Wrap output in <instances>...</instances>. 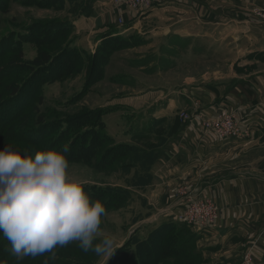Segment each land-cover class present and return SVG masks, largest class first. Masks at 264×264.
Instances as JSON below:
<instances>
[{
  "label": "crops",
  "instance_id": "crops-1",
  "mask_svg": "<svg viewBox=\"0 0 264 264\" xmlns=\"http://www.w3.org/2000/svg\"><path fill=\"white\" fill-rule=\"evenodd\" d=\"M201 1L163 0L143 17L123 9L125 23L116 25L108 16L119 8L111 0H97L92 15L73 21L75 45L93 53L111 28L121 37L139 35L144 41L138 46L139 54L158 55L165 66L151 63L150 72L161 74L177 68L181 58L184 62L187 48H191L193 63L215 64L213 58L222 57L217 52L221 38L215 35L216 27H223L226 33L228 29L235 32L231 29L234 27L239 29L236 35L223 38L231 45L226 55L234 58H225L228 62L224 73L201 70L190 79L177 78L174 87L150 89L146 94L133 92L127 98L106 100L97 107L112 109L103 117L119 114L126 122L119 133L120 129L109 131L110 121L102 120L115 143L137 145L150 139L155 146L147 152L159 155L151 167V182L139 190L129 189L157 211L156 218L151 216V221L144 222L148 224L143 238L170 220L163 208L174 189L188 183L194 194L207 197L219 210L215 228L190 227L196 236L195 249L206 260L204 264H239L242 253L251 245L254 258L264 262V27L248 16L253 8L264 7V0H239L238 6L231 0ZM223 8L238 17L217 21ZM183 111L208 120L235 113L249 135L237 140L219 139L201 128L198 117L180 126L178 114Z\"/></svg>",
  "mask_w": 264,
  "mask_h": 264
},
{
  "label": "rangeland",
  "instance_id": "rangeland-1",
  "mask_svg": "<svg viewBox=\"0 0 264 264\" xmlns=\"http://www.w3.org/2000/svg\"><path fill=\"white\" fill-rule=\"evenodd\" d=\"M40 1L41 3H37ZM42 1L44 0H0V149L9 145L13 150L29 154L50 149L63 152L66 144L70 143L77 134L83 132L84 128H80L81 122L78 121L85 118L89 112L94 114L97 109L109 108H98L97 105L101 102L127 98L133 92L143 91L146 94L150 89L174 87L177 84V78L190 79L193 74L198 73L199 75L201 70L209 72L218 69L224 73V66H227L226 63L228 62L224 61L225 58L226 60L234 59L226 55L230 51L231 45H227L223 38L225 35H236L239 29L234 27L231 29L235 32L228 29L226 33L223 27L218 26L215 35L217 38H221L217 43L219 45L221 42V45L217 47V52H221L222 57L213 58L215 64L201 61H196V64L193 63L190 54L191 48H187L189 54L185 57L184 62L183 58L180 59L181 63L177 65V68L168 71L166 69L161 74H153L150 72V66L159 64L164 67V62L161 63L159 56L152 55L151 52L139 54V47H135V49L138 48L136 52L132 50L134 48L117 51L111 55L114 57L113 59L110 57V64L108 61L104 66L101 64L95 66L97 80L85 86L90 71V63L82 68L77 67L70 72L67 60H62L63 47L69 38L63 35L54 36L53 34L57 33L47 32L51 24L63 23L67 19H72L74 13L71 11L70 5L66 3L62 10H55V8H48L46 4L41 7ZM47 1H53L57 5V0ZM150 1L151 7L149 8H132L124 1L125 4H120L119 10L109 14L108 18L116 25H123L125 23L123 9H128L137 17H143L156 4L163 2V0ZM231 1L232 4L239 5V0ZM240 7H235L233 10ZM261 10H264V7H255L248 13V16L262 22L264 27V18L259 15ZM234 17H238V14L230 15L229 8H223V13L217 14L216 20ZM241 18L242 16H239L238 19ZM108 27L110 28V26ZM28 31L32 37L29 39L25 37V40L20 37ZM70 37L74 38L75 41L77 40L75 28H73ZM55 38L59 39L60 42L54 43ZM74 46L78 48L75 42ZM43 54H48L55 63L50 71L47 70L49 65L43 63ZM58 64H62L63 70L57 75ZM141 68L142 70H140ZM82 88L85 89L80 94ZM15 91L21 94L17 98L13 96ZM119 116L118 114L103 117L104 123L110 121L109 131L114 132L120 129L119 133H121L122 129L126 127V122L122 121ZM39 118L42 119L41 124H38ZM90 119L87 117L82 121H91ZM178 119L177 123L180 126L191 122ZM150 141V139L141 140L136 142L137 145L135 146L146 150L152 149L155 145ZM152 141L154 142V140ZM64 155L67 158V152ZM156 157L158 159L159 155ZM120 168L122 167L119 164H115L113 167L110 165L105 170H96L85 164L69 162L68 174L69 178L81 180L84 185L97 183L112 187H124L128 175ZM189 186L191 187L190 184L184 183L176 187L168 204L164 206V211L171 210V206L174 204L177 206V203L183 200L180 196L181 189ZM154 208L147 207L144 197L132 194V197L125 200L120 209L107 210L106 217L102 219L98 240L105 234H111L115 237L116 249L110 257L97 256L92 251L84 252L78 244H69L65 247L56 248L52 253H45L36 257L29 256L19 262L8 249L9 261L2 260L1 262L4 264H112L115 256L121 258L124 254L122 253L124 245L134 232H137L136 239H143L145 234L143 232H145L144 229H147L146 225L148 224L144 222L151 221V216L157 217V211ZM218 218L209 227L215 228ZM1 242L7 243L11 248L2 234H0ZM131 253L134 252L131 251ZM244 253L245 251L241 256ZM180 261L186 264H189L190 261L193 264L206 262L203 257L184 258Z\"/></svg>",
  "mask_w": 264,
  "mask_h": 264
},
{
  "label": "trees",
  "instance_id": "trees-1",
  "mask_svg": "<svg viewBox=\"0 0 264 264\" xmlns=\"http://www.w3.org/2000/svg\"><path fill=\"white\" fill-rule=\"evenodd\" d=\"M96 1L57 0V5H55L53 1L44 0L41 5V7H44L46 4L48 8H55V10H62L66 3L70 5L71 11L74 13L72 19H67L63 23L51 24L47 32L51 34L57 33L53 34L54 36L63 35L69 38L63 47L62 60H67L70 72L74 71L77 67L82 68L87 63H90V71L85 81V86L97 80L94 70L95 66L100 64L101 66L106 65L113 53L144 44L143 39L139 35L132 34L129 37H121L117 35L115 28H111L93 53L76 48L74 46V38L70 37L74 28L73 21L81 16L92 15L93 5ZM37 3H41V1ZM20 37L29 39V37H32V34L28 31L20 35ZM54 40V43L60 42L59 39L55 38ZM43 63L49 65L48 71L55 64L48 54H43ZM37 64L40 65L39 63ZM62 67V64H58L57 75L63 70ZM84 89H81L80 94L84 92ZM20 95L18 91L13 93L14 98ZM111 111L112 109H97L94 114H91V112L87 113L85 118L90 117L92 122L82 121L85 118L78 121L81 122L80 128H84L83 132L77 134L78 137L73 138L66 146L68 149L67 160L69 162L85 164L96 170H105L110 165L113 167L115 164H119L122 167L120 170L128 175L124 187L84 185L85 191L93 201H101L107 210H118L122 207L125 200L132 197L130 190H139L151 182L150 171L157 159V155L154 152H147L146 149L135 145L115 143L107 135L105 125L102 122V117ZM41 123L42 119L39 118L38 124ZM136 236V232H134L126 245H124V249L122 250L124 254L121 258H119L120 256H115L112 264H186L180 260L201 257V254L195 249L196 236L191 233L190 226L185 223L173 222L171 220L164 221L153 228L143 239H136ZM1 243L0 264H4L1 261H9L7 251L10 249V246L7 243ZM70 244L77 245L78 242ZM131 251L134 253L132 254ZM181 257L184 258L182 259ZM189 264H193V262L190 261Z\"/></svg>",
  "mask_w": 264,
  "mask_h": 264
},
{
  "label": "clouds",
  "instance_id": "clouds-1",
  "mask_svg": "<svg viewBox=\"0 0 264 264\" xmlns=\"http://www.w3.org/2000/svg\"><path fill=\"white\" fill-rule=\"evenodd\" d=\"M67 150L0 149V234L17 262L73 242L97 256L115 252L113 235L98 240L107 209L90 198L83 181L69 178Z\"/></svg>",
  "mask_w": 264,
  "mask_h": 264
},
{
  "label": "built area",
  "instance_id": "built-area-1",
  "mask_svg": "<svg viewBox=\"0 0 264 264\" xmlns=\"http://www.w3.org/2000/svg\"><path fill=\"white\" fill-rule=\"evenodd\" d=\"M124 1L132 8L151 7L150 0H111L116 8L121 7L120 4H125ZM259 13L264 18V10L259 11ZM178 117L183 121H192L193 118L198 117L201 121V128L219 139L237 140L249 135V130L239 125L235 113H225L219 115L215 120H208L203 119L199 114L193 117V115L183 111L178 114ZM180 196L183 200L177 203L176 210L166 211L171 221L185 223L190 227L197 228L209 227L215 223L219 210L210 199L200 194H194L190 187H183ZM240 264H264V262L254 258L253 245H251L241 257Z\"/></svg>",
  "mask_w": 264,
  "mask_h": 264
}]
</instances>
